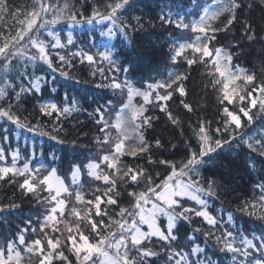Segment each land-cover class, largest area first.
Wrapping results in <instances>:
<instances>
[{
  "label": "snow or ice",
  "instance_id": "1",
  "mask_svg": "<svg viewBox=\"0 0 264 264\" xmlns=\"http://www.w3.org/2000/svg\"><path fill=\"white\" fill-rule=\"evenodd\" d=\"M129 4L130 0H111L105 4L103 13L94 9L86 22L91 23L99 17L101 21L111 24L107 30L108 36H127V30L133 25L124 20L123 11ZM215 4L216 8L211 12V5L203 8L204 14L199 17L198 22H186L178 13L171 11L158 17L163 24L172 25L182 32L197 34L195 37L183 36L180 42L173 44V62L190 50L193 56L185 57L186 64L211 67L214 69V72L209 73L214 77L212 87L216 88L222 84L218 89L221 94L217 97L221 108L220 126L213 128L208 121L198 123L195 137L190 138L187 155L184 161L180 162L178 170L177 164L170 160L151 158L152 149L162 147L159 139L150 144L144 136V130L152 126L153 117L145 116L146 108L134 107L131 101L134 96L142 97L145 104H154L166 113L173 125H178V119L167 109V101L174 93L182 97L187 95L182 83L187 80V75L183 73L175 74L174 79L148 84L147 90L144 91L135 88L127 80L122 85L115 76L108 77L110 83L98 85L117 90L126 89L129 103L117 113L114 124H110L109 119H106V113L111 117V112L108 111L111 101L104 107L94 109L95 122L100 126L102 134L97 138L98 148L103 150V146L109 144L110 128L116 129L118 136L115 137L114 145H110L111 151L101 156L100 163L92 162L87 165L88 177L102 182L103 187L96 186L92 190L91 199H85L83 192L76 190V203L71 207L68 206L70 201L67 198L72 197L73 192L56 175V170L46 169L43 163L32 165L35 148L24 158L22 166H18V148L11 150L12 162H7L11 144L9 130H3L4 134L0 138V162H3L4 166H0V180L18 184L23 192L35 196L39 203L51 206L45 209L42 219L37 218L35 222L30 219L25 227L18 228L11 236L0 240V264H32L33 260L35 264H158L161 258L165 264H202L200 257L204 250L195 243L197 238L194 235L188 237L194 246L184 251L180 248L176 234L178 224L182 221L191 223L193 216L202 218L210 226L207 229L196 228L194 232H200L206 238H213L221 251L232 254L233 264H264V233H253L251 238H248L243 234L237 236L232 230L220 229L219 225L223 219H217L208 211V198L216 195L213 184L201 186L198 179L199 169L205 163L204 157H210L211 153L224 144L231 146L233 141H243L250 151L264 157V131L257 132L255 136L247 133V139L234 134L237 129L253 123L257 113L264 115V81L257 83L255 74L244 72L238 66L232 65L231 51L216 47L213 43L217 33H227L237 21V11H242L243 7L250 8L251 4H244L243 0H215ZM64 10L72 12V6L66 2L59 8L39 2L33 4L31 11L25 9L21 12L19 8L10 9L7 0H0V16H24V19L19 20L21 27L15 35L10 34V37L3 38L0 43V84L3 85L0 86V119L10 122L19 130L35 132L43 127L42 121L28 122L19 112L21 95L40 93L42 84L47 82L46 78L34 77L30 65L42 64L50 72H58L65 78H70L68 69L74 67L77 60L81 64L87 62L89 65L107 62L109 70L113 72L126 71L114 59L115 53L110 51L93 54L80 48L70 54L56 51L53 56L51 50L75 47L71 34L66 42L62 43L59 36L48 27L59 22L62 17L58 13ZM49 14L51 19L47 18ZM222 15L225 19L221 24L213 23ZM69 18L78 22L77 14H71ZM41 30L46 32L47 36L55 37L54 40L42 39ZM244 38H256L251 25L246 22ZM31 49L35 51L29 55ZM98 71L103 74L104 68L100 67ZM10 74L11 81H8L5 77ZM215 74H218V77ZM241 80L244 82L242 87L236 83ZM161 89L164 94H160ZM51 91L55 92L56 89L53 87ZM153 92H156L154 100L151 99ZM14 99L17 105L12 103ZM181 104L187 111H193L191 104L183 100ZM125 109L129 112L127 117L122 115ZM253 109L256 112H253ZM74 111H77L75 105L68 106L64 101L59 104L42 103L38 115L49 118L51 127L47 133L41 134L57 141L63 131L62 118L67 119ZM242 116L246 118L243 121ZM126 142H130L127 147ZM124 156L147 157L149 166L164 165L169 174L161 183H156L154 177H157L158 173L149 172L139 165L130 166L121 159ZM101 163L104 169L109 171L101 169ZM78 173L79 167L71 174L73 183H76ZM140 186L143 190L127 191V187L135 189ZM82 187L83 185H80L81 189ZM257 188L261 192L260 202L264 204V182L258 184ZM97 192L100 194L97 195ZM41 193L47 195L41 196ZM122 195L128 199L129 207L119 206ZM188 200L194 201L199 209L186 206ZM77 204L83 207H77ZM102 205H105L103 209ZM108 206L119 207V212L115 213L117 218H113ZM13 207L15 205L11 204L7 208L0 206V213L10 211ZM245 210V207L241 206L240 211ZM232 221L233 216L229 213L227 223L231 224ZM143 225H147V231L142 230ZM213 229H218L219 235Z\"/></svg>",
  "mask_w": 264,
  "mask_h": 264
},
{
  "label": "trees",
  "instance_id": "2",
  "mask_svg": "<svg viewBox=\"0 0 264 264\" xmlns=\"http://www.w3.org/2000/svg\"><path fill=\"white\" fill-rule=\"evenodd\" d=\"M39 2L59 8H62L66 2L72 6V12L64 10L58 13L62 17L59 22L48 26L54 28L52 31L60 37L64 36L63 43L67 39L65 32L69 29V25L76 23L69 18L71 14H77V21L83 22L84 19L92 16L94 9L103 13L105 4L111 0H7L10 9L19 8L21 12L25 9L31 11L33 4ZM195 2L196 0H130V4L123 11L124 20L133 25L127 30V36L116 35L110 38L106 34L110 26L97 23L99 17L95 18V24L92 26L83 23V27L74 28L72 32L77 35V40L74 41L75 47L68 46L63 50H51L53 56L56 51H60L61 54H70L71 51L87 47H92L94 52L99 53L111 46L118 65L126 71L113 72L109 70L107 62H104L106 69L101 74L98 71L100 68L98 65H89L87 62L81 64L77 60L75 66L68 69L70 78H65L58 72H50L42 64L30 65L33 76L46 78L47 82L42 84L40 93L21 95L18 103L19 112L27 118L28 122L42 121L43 127L35 132L19 130L16 127L10 131L19 134L21 142L26 140V142L33 143L36 152L48 160L51 169L65 173L77 164H82L83 167L91 155L90 152L95 149L97 137L101 135L100 126L95 122L94 109L106 106L109 101L111 105H114L120 91L109 87H98V85L110 83L108 77L115 76L122 85L127 80L132 85L146 88L149 83L160 77V68L167 69L168 62L174 56L172 39H175L177 29L172 25L161 23L158 17L169 11L176 14L180 10V13L194 5ZM243 2L251 4V7H243L242 11H237V21L227 33H217L213 43L231 51L232 64L238 66L240 70L255 74L256 82L261 83L264 81V0H243ZM47 18L51 19V14ZM20 19H24V16L16 18L0 16V43L3 42V38L10 37V34L15 35L17 29L21 27ZM224 19L223 15L216 24H221ZM244 22L251 25L256 34L255 40L244 38ZM41 33V38L45 41L54 40V37L47 36L43 30ZM34 51L31 49L28 54L31 55ZM188 56L177 58L176 61L179 63L176 68L187 75V80L182 81L187 95L182 97L174 93L167 101L168 111L178 119L179 124L173 125L166 113L160 111L154 104L146 105L144 115L153 117V120L152 126L144 130L145 139L150 144H154L159 139L162 145L161 148L152 149L151 158L153 160L159 158L178 164L187 155L188 143L190 138L195 137L198 123L208 121L213 128L220 126L221 108L216 88L212 87L214 77L209 75V69L201 64L188 66L185 62V57L188 58ZM8 78L11 81V74ZM53 87L56 89L55 92L51 91ZM182 100L193 106L192 112L183 107ZM49 101L58 104L64 101L68 106L74 104L77 108V111H74L67 119L62 118L63 131L57 141L51 140L48 135L41 134L47 133L51 125L48 123L49 118L38 115V110L42 103ZM12 103L17 105L15 99ZM253 112L256 110L253 109ZM241 119L243 121L246 118L242 116ZM262 131H264V115L257 113L253 123L237 129L234 134L247 139V133L255 136L257 132ZM221 139L223 140L224 137ZM53 154L55 155L54 160ZM122 160L130 166L139 165L148 169L149 172L158 173L159 175L154 177L156 183H161L169 174L164 165L149 166L147 157L124 156ZM204 161L205 163L199 169L198 179L201 186H207V183L213 184L216 195L208 198V205L212 212L216 208L220 213V219H223L219 228L232 230L237 236L248 235L250 238L253 233L256 235L263 233L264 204L260 202L261 192L257 185L264 182V157L250 151L243 141L239 143L233 141L231 146L224 144L223 147L211 153L210 157H204ZM133 190L140 191L143 188L142 186L135 189L127 187V191ZM91 191V185H89L86 188V199L90 198ZM43 195L47 193H41V196ZM127 200L122 195L119 206L128 207L125 205L128 204ZM10 204L15 207L10 211L0 213V240L7 235L11 236L18 228L25 227L32 216L43 218L39 214L44 206L37 201L35 196L23 192L18 184L0 180V206L7 208ZM187 204L189 205L186 206L193 207L192 204L188 202ZM241 206H244L246 210L240 211ZM109 212L113 218H117L115 213L119 212V207L111 206ZM229 213L233 216L231 224L227 223ZM209 227L202 218L193 216L191 223L182 221L178 224L176 234L178 238H188L193 235L197 238L195 243L204 250L202 256L206 257L203 264L229 262L228 257L231 253L220 254L221 250L213 238H206L202 233L194 232L196 228L207 229ZM213 231L219 235L218 229H213ZM33 264H35L34 260ZM158 264H165V262L161 258Z\"/></svg>",
  "mask_w": 264,
  "mask_h": 264
},
{
  "label": "rangeland",
  "instance_id": "3",
  "mask_svg": "<svg viewBox=\"0 0 264 264\" xmlns=\"http://www.w3.org/2000/svg\"><path fill=\"white\" fill-rule=\"evenodd\" d=\"M209 5H211V7H209V12H211L212 10H214L216 8V4H215V0H196L195 4L194 5H191L188 9L186 10H182L180 13L179 11L177 12L180 16H182L185 21H196L198 22L199 21V17L201 15H203V8L204 7H208ZM173 11V10H172ZM226 15V14H225ZM223 16V15H222ZM220 16L219 18H217V20H215L213 23L216 24V22L222 17ZM87 19H84L83 22H73V24H70L69 25V29L65 32V34L68 35L71 34L72 35V38L73 40H77V35L75 33L72 32V30L76 27L78 28H81L83 27V23H86L90 26L94 25L95 24V20L96 19H93L91 23H87L86 22ZM39 23V21H38ZM97 23L99 24H108L110 27H111V24L107 21H101L100 19L97 18ZM107 26V25H106ZM108 27V26H107ZM50 30L54 29L52 27H49ZM56 34V33H55ZM107 34V32H106ZM59 36V34H56ZM187 35H191L192 37H195V35H197L196 33H186V32H182L180 30H177V34L174 36L175 39H172L173 41V44H176L178 42H180V38L183 37V36H187ZM110 37V36H109ZM114 36H111L110 38H112ZM55 38V37H54ZM59 38L61 39V42L63 41L64 39V36L60 37ZM63 38V39H62ZM177 41V42H176ZM216 47H220V46H217L215 45ZM222 48V47H221ZM86 52H91L93 54H96V52H94V49L92 47H87L86 49H84ZM105 51H110L112 52V48L111 46H109ZM114 53V52H113ZM175 54V53H174ZM185 55H189L188 58H192L193 56V53L188 50L184 53L183 56L181 57H178V58H183ZM114 59H115V56H114ZM178 60V59H177ZM176 60V61H177ZM117 61V59H116ZM232 63V62H231ZM98 65L99 67H103L104 70L106 69V66H105V63H100V64H96ZM233 65V64H232ZM179 66V63L178 62H173V60H170L168 62V67L167 69L166 68H160V71H159V75H161L160 77H158L155 81H151L152 83H149V84H153V83H156V82H163V81H166V80H169V79H174L175 78V74L177 73H182V71L180 69H177L176 67ZM205 67V66H203ZM170 69V71L168 70ZM209 71L210 72H214V69H212L211 67H208ZM169 71V72H168ZM244 71V70H242ZM245 72V71H244ZM171 74V75H170ZM166 76V77H164ZM213 76V75H212ZM216 77H218V74H215ZM6 80L9 81V78L8 76L5 77ZM238 85H240L241 87L243 86L242 83H244L242 80L241 81H237L236 82ZM0 86H3L2 84H0ZM135 88H140L142 91L144 90H147V86L146 88H141V87H137L135 85H133ZM222 87V84L221 85H217L216 86V91H217V96L220 95L221 93L218 91V89H220ZM160 91V94H164V90L161 89L159 90ZM170 91V89H169ZM155 95H156V92H153L152 94V97L151 99H154L155 98ZM49 102H53V101H49ZM129 103V100H128V95H127V90L125 91L124 90H120L119 93H118V98L117 100L115 101L114 105H111V108L108 109L109 112H111V117H108L107 113H106V119H109V123L110 124H114L115 123V118H116V115L117 113H120V110L123 108V106L125 104H128ZM131 104L134 106V107H145L146 108V105L143 101V98L140 97V96H134L132 101H131ZM129 114L128 110L125 109L124 112L122 113V115H125V117H127V115ZM15 129V126L12 125L10 122H7L3 119H0V138H2L3 136V130L4 129H8L9 130V142L11 144V148L8 149V163L10 164L12 161H11V150L12 149H16L18 148L19 149V152H20V159L18 161V166H22V164L24 163V158L29 156L32 151H33V148H35L34 144L33 143H30V142H26V140H23V142H21V137L19 134H15V133H12V131H10V129ZM109 131L111 132V138H110V141H109V144H106L103 146V150H100L98 148V145H97V140H96V144H95V149H93L90 155V157L88 158V160L84 163L83 167H82V164H77L74 168L70 169V170H67L65 173H60L56 170V175L61 178L64 183L66 185L69 186L70 190L73 192V196L70 197V198H67L69 199V204L68 206L71 207L73 204H75V199H74V192L76 190H81L84 194V196H86V188H88L89 185H91V190H93L96 186H101L103 187L102 185V182H99V181H94L92 178L88 177L87 175V165L89 163H92V162H96V163H100V158L103 154H106L108 152L111 151V147L110 145H114L115 143V137L118 136V132L116 129L114 128H110ZM101 133V132H100ZM15 134V135H14ZM102 135V134H101ZM101 135H99L97 138L101 137ZM130 143V142H126V147H127V144ZM123 158V157H122ZM121 158V159H122ZM184 161V160H183ZM182 162V161H181ZM40 163H43L44 167L46 169H51L49 163H48V160L45 159V158H42L40 156V154H38L36 152V149H35V158L32 160V165L33 166H37L38 164ZM179 165H180V162L177 164L178 168H179ZM0 166H4V163L3 162H0ZM79 167L80 168V173L77 174V178H76V183H73L72 181V178H71V174L73 171H75V169ZM177 168V170H178ZM101 169H104V165L101 163ZM105 171H109L107 169H104ZM179 178V177H178ZM177 178V179H178ZM18 180L21 179V178H17ZM173 183H175V179L173 181ZM80 185H83L82 189L80 188ZM97 195H99L100 193H96ZM92 198V191L90 192V198ZM86 199V197H85ZM128 204H125L129 207V201L127 200L126 201ZM188 203L192 204L191 206L199 209V206L195 204L194 201H191V200H188L187 201ZM189 205V204H187ZM44 207H42V210L39 214V216H44L45 215V209L47 207H50L51 205H46V204H43ZM77 207H83L82 205H79L77 204L76 205ZM102 208L105 207V205H102L101 206ZM108 207H111V206H108ZM150 207V205H149ZM208 211L213 215L215 216L217 219H220V213L218 212V210L216 208H214L213 212L209 209V205H208ZM66 214H67V209H66ZM163 220V218H161ZM31 220L33 222H35L37 220V217L36 216H32L31 217ZM113 230H115L113 228ZM142 230L144 231H147L148 228H147V225H143L142 226ZM47 231V229H46ZM262 233V232H261ZM261 233H259L258 235H260ZM264 233V232H263ZM66 234V233H65ZM85 234H87V232H85ZM9 236V235H7ZM248 236V235H247ZM6 237V236H5ZM250 238V237H248ZM2 240V239H1ZM179 245H180V248H183L184 251H188V249L192 246H190V242L188 240V238H183V237H180L179 238ZM213 243V240L211 241ZM218 247L220 248V246L218 245ZM180 248H177V250H180ZM224 251H220V254H224L223 253ZM67 254V253H66ZM204 258L206 257H203L201 256L200 257V260L202 262V264L204 263ZM228 261L229 262H223L222 264H233L232 262V254L229 255L228 257ZM207 260V259H206ZM33 264V262H32Z\"/></svg>",
  "mask_w": 264,
  "mask_h": 264
}]
</instances>
